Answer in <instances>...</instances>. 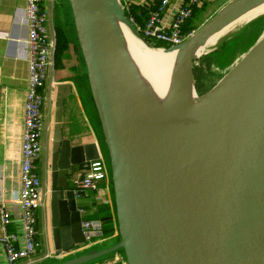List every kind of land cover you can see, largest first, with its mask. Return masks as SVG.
Wrapping results in <instances>:
<instances>
[{"label": "water", "instance_id": "water-1", "mask_svg": "<svg viewBox=\"0 0 264 264\" xmlns=\"http://www.w3.org/2000/svg\"><path fill=\"white\" fill-rule=\"evenodd\" d=\"M263 1H228L182 43L156 49L116 0V15L146 47L180 52L172 88L180 96L189 80L195 95L187 113L152 126V133L141 128L146 123L131 80L137 64L127 46L114 44L107 0H55L59 24L67 15L72 22L82 60L78 77L86 78L107 153L118 239L85 243L72 172L100 160L102 151L97 142L71 146L63 138L64 101L78 79L60 82L48 189L59 258L51 264H95L118 252L125 264H264V33L205 91L198 93L193 77L196 61L217 50L200 52L210 37ZM251 18L242 33L263 22L264 13ZM235 23L228 25L242 22Z\"/></svg>", "mask_w": 264, "mask_h": 264}, {"label": "crops", "instance_id": "crops-1", "mask_svg": "<svg viewBox=\"0 0 264 264\" xmlns=\"http://www.w3.org/2000/svg\"><path fill=\"white\" fill-rule=\"evenodd\" d=\"M228 1L229 0H201L200 6L195 8L192 14V17H195V28L191 31H195L202 25L200 24V21H198L199 15L202 12L211 9L212 12H214V15L216 11ZM124 2L145 9L149 8L152 4V0H123V3ZM49 5H52V2L47 4V6H44L48 13L47 31L49 33V39L52 31L54 32L55 39L53 38L54 47L52 54L50 55L52 68H48L43 88V112L45 117L46 104L50 99L52 87L56 88L57 84L60 82L70 83L73 79H78L80 82L83 81V78H79L77 75L81 72L82 60L79 56L74 30L70 27L69 29L62 30L64 32V44L58 47L60 35L58 30L56 33L53 30L52 26L55 20L54 18H49ZM24 7V0H0V201L7 204L8 213L11 216L12 223L9 226V232L15 233L18 237L20 236L21 230L18 223L19 209L15 200L17 199L20 189L19 168L22 116L27 90V66L23 43L26 36V26L23 14ZM195 12H197V15ZM69 19V17H66L67 24H69V21L72 24ZM59 30H61V28ZM65 62L69 64V67H67ZM77 86H80V84L78 83ZM81 87L83 88L82 85ZM77 89L75 86L72 94H70L64 101L62 113V136L70 141L71 146L84 145L90 142H97L98 144V138L97 136L94 137L95 133L89 124L90 121L86 118L87 113L81 101V90L78 93ZM92 113L95 115L94 112ZM40 160L36 164L37 173L41 180V207L37 212V246L32 257L28 260L19 261L18 264H51L59 258L54 255L53 242L49 228V184L48 187L45 184V164L44 162L40 164ZM82 168H84V166L75 168L73 171H79ZM107 169L108 179L106 185L101 187V191L98 194L88 193L85 198L77 201L78 209L84 211V214H81L82 219H85L84 215L88 214L91 218L89 220H95L101 224L99 219L101 216L98 215V213L100 208L104 207L108 209L109 215L113 218V234L110 237L103 235L99 244H113L117 242L118 239L115 209L110 186L109 167H107ZM76 250L78 249L73 251ZM4 260V253L0 246V264H5ZM95 264L125 263L122 252H118L114 256L100 260Z\"/></svg>", "mask_w": 264, "mask_h": 264}, {"label": "built area", "instance_id": "built-area-1", "mask_svg": "<svg viewBox=\"0 0 264 264\" xmlns=\"http://www.w3.org/2000/svg\"><path fill=\"white\" fill-rule=\"evenodd\" d=\"M25 61L27 66V90L23 104L22 134L20 146V189L15 203L19 209L20 236L9 232L12 223L8 206L0 201V246L5 264H18L33 256L37 246V212L41 207V180L36 164L40 160L48 124L43 112V88L49 68L54 42L48 40V13L44 6L52 0H24ZM231 1V0H229ZM201 0H152L146 12L145 22L136 24L129 18L136 31L146 42H155L168 47L176 46L190 37L194 31L185 32L184 27L192 17ZM125 11L130 3H123ZM149 9V10H148ZM102 159L84 166L71 180L76 200L88 193H99V182L108 179ZM84 214L82 209H78ZM81 229L87 246L98 244L103 236L102 225L95 220L82 219Z\"/></svg>", "mask_w": 264, "mask_h": 264}, {"label": "bare ground", "instance_id": "bare-ground-1", "mask_svg": "<svg viewBox=\"0 0 264 264\" xmlns=\"http://www.w3.org/2000/svg\"><path fill=\"white\" fill-rule=\"evenodd\" d=\"M116 5V0H107L111 35L116 48L119 44H124L128 47V53L134 57L137 68L136 74L131 77V80L140 103L144 122L146 123L141 125V128L154 133L155 129L152 126H165L187 113L188 105L194 101L195 95L192 92L189 80H185L177 92H181L180 96L172 88V75L180 52L156 51L146 47L134 37L128 27L116 15ZM263 12L264 1L259 5H254L237 17L239 19L236 18V20L234 19L235 21L231 22H236L234 24L236 26ZM228 24L210 37L204 49L200 51L201 53L206 52L227 32L235 28L234 26L229 27Z\"/></svg>", "mask_w": 264, "mask_h": 264}, {"label": "rangeland", "instance_id": "rangeland-1", "mask_svg": "<svg viewBox=\"0 0 264 264\" xmlns=\"http://www.w3.org/2000/svg\"><path fill=\"white\" fill-rule=\"evenodd\" d=\"M119 2L121 5H123V0H119ZM56 3H55V0H52V5L48 6V10L50 12L49 18H52V19L54 18V20H55V22H53V26H52L55 33L58 30L60 37H64V35H63L64 32L62 30L69 29V27L70 28H73V27H72V24L70 23V21L68 22L69 24H67V22H65L63 24L62 23L59 24ZM54 6H55V8H54ZM51 7H52V9H51ZM123 7H124V5H123ZM213 13L214 12H212L211 9L202 12L199 15V20H198V21H200V24H203L206 20H208V18L211 17L213 15ZM256 16H258V15H256ZM67 17H69V16L67 15ZM251 19H253V18H251ZM251 19L245 20L244 22H242L241 24H239L238 26H236L235 28H233L232 30L227 32L215 45H212L208 50H206V53H208L209 51H211L214 48H216L219 51L213 56V62L214 63L212 64V66L210 67V69L208 71V74H207L208 77L205 80V87L201 91H199L198 93L203 92L208 87H210L220 77V75L229 66H231L260 37V35H262L264 33V21L261 22L260 24H258L257 26H255L250 32H244V33L241 32V30L246 26L247 22H249ZM60 28H61V30H59ZM51 36H52V39L51 38L49 39V36H48V40H49V42L53 43L54 42L53 38L55 39V35H54L53 31H52ZM152 43H155V42H152ZM222 43H224V44L221 46ZM148 44L152 48L168 49V46L163 45V44H160L161 47H154L151 45V42H149ZM223 47H224V49H222ZM211 53H208V54H211ZM65 60H67V59H65ZM198 61H196V62H198ZM65 64H67V67H69V64L67 62H65ZM51 65H52V63L50 61L49 62V68L51 67ZM194 66H196V65H194ZM193 77H194V74H193ZM78 83L80 84V86L76 85V89L78 88L77 89L78 93L81 90V92H80V94L82 95L81 101H82L83 107H85V111L87 113L86 118L89 119V121H90L89 124L95 133L94 137L97 136V138H98L97 141L102 148L101 149L102 160L104 161L106 170H108L107 169V167H108L107 153H106L105 148H104L103 143H102L100 127H99L96 115H93V113H92V112L95 113V111H94V108L92 105V101L90 99V94H89L88 87L86 84V78L83 77V81H81V82L78 80ZM81 85L83 86V88L81 87ZM53 88L54 87L51 88L52 89L51 95L49 94L50 99H49L48 103L46 102L47 104H46V117L45 118H46V122L48 124V130L46 131V134L44 137V147H43V151H42V154L40 157V159H41L40 164H42L43 162L45 164V172H46L45 184L47 187L49 184L48 173H49V162H50L51 128H52V114H53L54 96H55V90H54L55 88L54 89ZM107 175H108V171H107Z\"/></svg>", "mask_w": 264, "mask_h": 264}, {"label": "trees", "instance_id": "trees-1", "mask_svg": "<svg viewBox=\"0 0 264 264\" xmlns=\"http://www.w3.org/2000/svg\"><path fill=\"white\" fill-rule=\"evenodd\" d=\"M197 12H195L196 14ZM194 14V15H195ZM197 15V14H196ZM126 18H133L139 26L142 25L145 22L146 12L143 10H140L138 7H135L134 5H130L129 9L125 11ZM194 19L193 16L184 27L185 32H189L195 28L194 25ZM64 44V37L59 36V42L58 47ZM151 45L154 47H161L158 43H152ZM224 49V47L222 48ZM219 50H216L214 53L206 54L200 58L198 62H196V66L193 68V74H194V80H195V87L196 90L199 92L205 87V80L208 77V71L210 67L212 66L213 62V56L218 52ZM91 99V98H90ZM83 171V168L81 170H76L72 172V178L75 177L77 173H80ZM106 185L105 180L99 182L100 187H104ZM86 212V211H85ZM101 217H99L101 225H102V232L103 235L106 237H110L114 230H113V218L109 215V211L107 208H100V211L98 213ZM85 219H91L88 214L84 215Z\"/></svg>", "mask_w": 264, "mask_h": 264}]
</instances>
